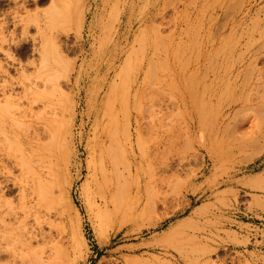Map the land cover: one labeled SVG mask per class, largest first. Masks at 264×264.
Returning <instances> with one entry per match:
<instances>
[{"label": "rangeland", "instance_id": "374dc122", "mask_svg": "<svg viewBox=\"0 0 264 264\" xmlns=\"http://www.w3.org/2000/svg\"><path fill=\"white\" fill-rule=\"evenodd\" d=\"M1 109L0 264H264V0H0ZM26 129L58 207L21 189Z\"/></svg>", "mask_w": 264, "mask_h": 264}, {"label": "bare ground", "instance_id": "6f19581e", "mask_svg": "<svg viewBox=\"0 0 264 264\" xmlns=\"http://www.w3.org/2000/svg\"><path fill=\"white\" fill-rule=\"evenodd\" d=\"M51 10H53V9H51ZM68 22L71 23L70 21H68ZM4 113H5V110L1 109L0 110V130L3 129V121L5 120L4 119L5 117L3 116ZM119 120H121V119H119ZM119 120H117V122L115 121L116 125H117V129H116V135H115V133L113 134V136L116 137L115 141L117 144L115 153H117V154L123 153L124 154L123 155L124 159L122 158V156L120 158L123 159V164H126V169H127L128 174H129V177H130L132 175L131 173L133 172V165H134L133 164V146H132V136H133L132 127L133 126L131 124L132 121L129 117V119H127V121H124L126 123V125H124L125 126V132L122 133L121 130H122V128L124 129V126H122V128L120 129V121ZM113 123H114V121H113ZM121 124H123V123L121 122ZM114 126H115V124H114ZM11 127H10V130H12ZM112 131H114V129H112ZM2 132H3V135H5V139L9 140L10 148H11V146L12 147L19 146L17 148L18 149L17 151H19V153L21 155L19 156V158L17 160H16L17 157L14 160H16L17 164L20 166V170L22 173V174L21 173L20 174L23 176V177H21V178H23L22 179L23 187L21 188L22 191L27 192V193H29V195H32V196H34V194H35L37 196L38 202L41 204L42 208H46L47 210H49L51 208L58 207L59 198L55 197L54 193H55L56 188L60 192L61 186H60L59 177L56 174L55 170H53L52 168L49 167V163L51 162V160L48 161L47 157L44 154L40 153L39 147H37L36 149H33V148H30L31 146L28 145L29 141H30L29 139H31V138L32 139H39L41 134L34 132L33 136H32L29 133V130L26 129V133L24 132V137H23L25 140L21 139V140L16 141V140H11V138L9 137V135L6 131H2ZM111 133H113V132H111ZM113 136H112V138H113ZM117 156H116V159H117ZM114 157L110 158L112 160V162L110 164H108L109 160L107 161L106 157L104 155H103V157L100 158V160L97 161V162H100V164H101V168H99V167L98 168L100 170L99 172H103L104 180H105L104 185L106 184V190L105 191L103 190L104 192L100 193L101 201H102V205H104L108 210L110 207H113L114 210H119V208L121 206L120 205V199H121L120 196H122V195H120V193H122V194L124 193V194L128 195V193H131V190H132V183H130L129 180L126 179L127 177L125 176V173L123 172L124 169L120 167V164H122V163L120 162V160H119L120 163H117L118 160H116ZM124 171H126V170H124ZM110 172H112V174H110ZM123 180H126V181L123 182ZM58 196H60V195L58 194ZM111 210H113V209H111ZM109 212H110V210H109ZM117 212H119V211H117ZM106 214H107V211H106Z\"/></svg>", "mask_w": 264, "mask_h": 264}]
</instances>
